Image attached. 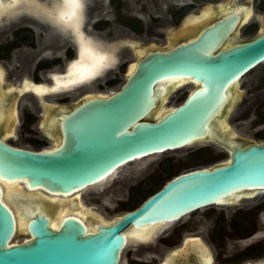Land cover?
Here are the masks:
<instances>
[{"label": "flooded vegetation", "instance_id": "1", "mask_svg": "<svg viewBox=\"0 0 264 264\" xmlns=\"http://www.w3.org/2000/svg\"><path fill=\"white\" fill-rule=\"evenodd\" d=\"M149 3L134 0L130 7L109 0L113 8L110 21L102 2L80 0L77 16L66 21L60 19L61 13L71 9L64 0H0V107L9 111L4 112L9 120L0 121V139L17 148L53 150L62 138V118L91 99L113 95L134 75L137 63L151 54L194 43L205 29L237 15L230 38L212 55L250 42L264 31V0ZM75 19L80 20L79 24ZM90 30L96 34L107 32L108 38L87 34ZM252 32L258 34L244 39ZM82 53L99 61V72L89 81L68 84L80 76L72 74L70 67ZM101 57L103 60H97ZM243 83L239 80L226 92L230 105L235 99L241 100L239 108L227 114H231L227 127L229 122L248 119L264 96V82L250 95ZM200 87L191 79L159 82L154 92L159 88L162 91L159 96L154 94L156 108L150 117H156L162 107L180 106ZM39 93L44 95L40 97ZM224 111L225 108L218 120L226 117ZM215 126L219 128L216 123ZM217 128L215 140L206 137L177 152L128 165L111 181L85 191L80 199L75 197L70 205L80 203L82 208L78 209L87 214L84 224L90 229L112 224L184 171L202 168L219 155L228 156L233 146L264 143L254 139L264 137L259 125L251 129ZM146 194L149 195L134 207ZM119 233L125 239L121 259L126 264H264V191L174 220L134 229L130 224Z\"/></svg>", "mask_w": 264, "mask_h": 264}, {"label": "water", "instance_id": "2", "mask_svg": "<svg viewBox=\"0 0 264 264\" xmlns=\"http://www.w3.org/2000/svg\"><path fill=\"white\" fill-rule=\"evenodd\" d=\"M238 16L205 29L194 43L138 62L134 75L113 95L91 99L62 118L57 148L32 151L0 139V179L17 183L23 195L40 191L48 197L69 196L111 181L128 165L177 152L206 137L215 140V123L228 129V88L264 62V31L212 55L230 38ZM182 79L201 87L180 106L162 108L159 117H149L156 108L154 94L162 91L154 92L155 85ZM224 108L226 117L218 120ZM257 191H264V143L233 146L222 164L184 171L136 210L93 231L73 214L54 229L52 219L57 221L63 209L49 213L25 198L9 203L0 190V264H122L125 239L119 232L128 225L134 229L178 219ZM17 210L32 215L25 224L28 237L16 243Z\"/></svg>", "mask_w": 264, "mask_h": 264}, {"label": "bare ground", "instance_id": "3", "mask_svg": "<svg viewBox=\"0 0 264 264\" xmlns=\"http://www.w3.org/2000/svg\"><path fill=\"white\" fill-rule=\"evenodd\" d=\"M71 11V10H70ZM54 13V12H53ZM77 16V15H76ZM76 22L75 23H78L79 24V21L77 19H75ZM78 21V22H77ZM77 26V24H76ZM79 28V26H78ZM79 31V30H78ZM80 42V40H79ZM85 44V43H84ZM83 45V44H81ZM86 48V47H85ZM93 50V49H91ZM90 50V51H91ZM94 51V50H93ZM82 52V51H81ZM92 53V52H91ZM94 53V52H93ZM97 60H100V59H97ZM105 61V60H104ZM101 62V61H100ZM103 64V63H102ZM73 65H76L78 69H80L81 71H83L84 73V76L86 78H80L79 77H74L72 80L68 81L70 83L68 84H75L77 83L78 81L79 82H85V81H89V79L97 76L98 72H99V65L97 62L93 61L87 54H83L81 55V58L73 63L70 67V71L71 73H76V71L73 69ZM1 75V74H0ZM79 78V79H78ZM75 81V82H73ZM238 82V81H237ZM182 83V82H181ZM236 83V82H235ZM234 83V84H235ZM67 85V84H66ZM64 86V85H63ZM63 86H60V88H62ZM232 87V86H231ZM44 88V87H43ZM42 88V89H43ZM28 89V88H27ZM41 89V88H40ZM47 89V88H45ZM44 89V90H45ZM68 89V88H67ZM43 90V91H44ZM54 90V89H53ZM56 90V89H55ZM57 91H58V88H57ZM39 92V91H38ZM46 93V92H45ZM44 95V93H39V96L42 97ZM236 100V99H235ZM233 101L230 105V101L228 103V106L230 105L229 107V110L227 112V114L229 113H232L234 110H235V107H236V104H237V100L236 101ZM3 105H1L0 107V121H3V120H9V119H6L8 117H5L6 115L4 114V112H9L8 110L5 111V109L2 108ZM172 109V108H171ZM3 111V112H2ZM165 111V110H164ZM164 111H160L157 115H156V118L159 117V115L164 112ZM12 112V111H11ZM10 114V113H9ZM153 115L152 112L149 114V117ZM219 129V128H218ZM10 133V132H9ZM11 134V133H10ZM10 134H9V137H10ZM7 137V136H6ZM8 137V138H9ZM118 171H116L114 173V175L112 177H110L108 180H111L115 174L117 173ZM107 181H104L103 183H105ZM101 183V184H103ZM99 184V185H101ZM21 186H19L17 183L15 182H7V181H4V180H1L0 179V190L1 192L3 193L4 197L6 198L7 202L11 203V202H15V203H22L23 199L21 198H25V199H28L29 201H35L39 206V210L41 208H47V210L49 211H52L51 213H54L55 210L57 209H63L62 211H60V215L58 217V220L55 221V219H52L53 223L51 225L52 228H56V226L58 225V223L60 222V220L62 218H64L65 216H69V215H72V214H68L69 211H77L76 214L74 215L76 218H78L81 222H85V220L87 219L86 215L83 211V209H78V207L76 208L74 205H70L71 202L75 201V197H77V199L81 198L82 196V193H84L85 191L89 190V189H86V190H83V191H79L77 193H74V194H70L69 196H62V197H54V196H46L44 195L43 193H41L40 191H36V192H32V193H27L26 195H23V192L20 190ZM81 202V201H80ZM77 203V202H76ZM80 204V203H79ZM16 229L18 231H24L25 232V224L27 222V219L29 217V215H32L31 214V211L30 210H25L24 214L20 215V213L18 212V210L16 211ZM54 215V214H53ZM93 220V219H92ZM95 227H93L94 229ZM86 229L87 231H93V229L91 228H88L86 226ZM28 237V236H26ZM25 237V239H26ZM139 239V238H138ZM12 242H16L14 239L12 240ZM17 243V242H16Z\"/></svg>", "mask_w": 264, "mask_h": 264}, {"label": "rangeland", "instance_id": "4", "mask_svg": "<svg viewBox=\"0 0 264 264\" xmlns=\"http://www.w3.org/2000/svg\"><path fill=\"white\" fill-rule=\"evenodd\" d=\"M87 1H91V0H87ZM94 1L102 2L104 4L103 11L106 13V16L108 17L107 19L111 21L112 15L110 16V13L113 12V8L110 6L109 0H94ZM133 1L134 0H120V1L116 0V3L117 2H122V3H126L130 7H133ZM141 1L145 2L147 4H150L149 3L150 0H141ZM88 28L91 29L90 26H88ZM118 28H119V30H121V29L123 30V28L120 27V26ZM258 32H256V33L252 32L249 35L245 36L244 39H250L251 37H255V35L258 34ZM87 34H89V35L90 34L102 35L104 38H108L107 32L96 34V33H94L93 30H90V33L88 32ZM24 49H27V48H24ZM259 77L264 78V63L259 65L258 67H256L249 75H247L246 77H244V79H242V81L244 82L243 84L245 85V89H246L248 95L254 93V91H255L254 89L257 87V85L262 84L264 82V80H256ZM236 91L238 93V88H236ZM56 102L58 103V102H62V101H56ZM240 102H241V100L239 101V99H238L235 110H237L239 108ZM174 104H177V103H174ZM174 106L175 105H171L170 107H162V108H173ZM229 125L230 126H228V128L232 127L233 129L234 128L237 129V128L241 127V126L248 127L249 129H251L252 127L257 126V125H259L260 128L264 129V96L261 97L259 103L256 104V106L252 110V112H251V114H250L248 119H239L238 121H235V122H232V123L229 122ZM254 139H255V141L256 140L260 141V140H264V137L263 138H258L256 136ZM227 158H228L227 155H224V154L219 155L216 159L211 160V161H207L202 168L213 167V166L222 164L223 162H225L227 160ZM122 170H124V168L120 169L118 171V173L122 172ZM118 173H116V174L118 175ZM148 195L149 194H146L143 198H141L134 207H137ZM124 212L125 211H119V213H124ZM25 237H26V235H25L24 231L23 232L18 231V235L14 236L13 238H14V240L16 242H20ZM122 264H126V263L123 261Z\"/></svg>", "mask_w": 264, "mask_h": 264}, {"label": "snow or ice", "instance_id": "5", "mask_svg": "<svg viewBox=\"0 0 264 264\" xmlns=\"http://www.w3.org/2000/svg\"><path fill=\"white\" fill-rule=\"evenodd\" d=\"M14 2H17V0H14ZM64 4L66 6H68L71 9V11L61 13L60 19L61 20H66V21H70V20H72L75 17L76 9H78L80 7V0H64ZM100 60H103V58L101 57ZM98 63H99V61H98ZM72 67L80 75V77L82 79L86 78L84 76L83 71L78 69L76 65H73ZM73 82H75V81H73ZM133 158H135V157H133ZM0 178H2V177H0Z\"/></svg>", "mask_w": 264, "mask_h": 264}, {"label": "trees", "instance_id": "6", "mask_svg": "<svg viewBox=\"0 0 264 264\" xmlns=\"http://www.w3.org/2000/svg\"><path fill=\"white\" fill-rule=\"evenodd\" d=\"M114 2H115V0H114Z\"/></svg>", "mask_w": 264, "mask_h": 264}]
</instances>
